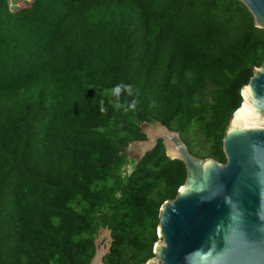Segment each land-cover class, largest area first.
I'll return each mask as SVG.
<instances>
[{"label":"trees","instance_id":"1","mask_svg":"<svg viewBox=\"0 0 264 264\" xmlns=\"http://www.w3.org/2000/svg\"><path fill=\"white\" fill-rule=\"evenodd\" d=\"M263 60L240 0H0V264H90L102 228L104 263L152 258L185 166L158 140L127 171L128 145L160 123L225 163Z\"/></svg>","mask_w":264,"mask_h":264},{"label":"water","instance_id":"2","mask_svg":"<svg viewBox=\"0 0 264 264\" xmlns=\"http://www.w3.org/2000/svg\"><path fill=\"white\" fill-rule=\"evenodd\" d=\"M240 1L264 29V0ZM240 95L222 139L225 163L192 155L179 132L160 123L135 141L144 155L161 140L186 171L176 196L159 209L154 256L142 264H264V60ZM94 242L90 264H106L110 243Z\"/></svg>","mask_w":264,"mask_h":264},{"label":"rangeland","instance_id":"3","mask_svg":"<svg viewBox=\"0 0 264 264\" xmlns=\"http://www.w3.org/2000/svg\"><path fill=\"white\" fill-rule=\"evenodd\" d=\"M12 3V2H11ZM157 124L156 123H143L141 124V130L142 131H149L152 129H156ZM142 155V149L141 144L137 142H132L127 147V157H128V163L126 165V170L130 171L132 168V162L133 160H137ZM107 230L100 229L95 240L97 241V247L100 245L107 246L110 243V238L107 236Z\"/></svg>","mask_w":264,"mask_h":264},{"label":"clouds","instance_id":"4","mask_svg":"<svg viewBox=\"0 0 264 264\" xmlns=\"http://www.w3.org/2000/svg\"><path fill=\"white\" fill-rule=\"evenodd\" d=\"M127 93L128 95H132L133 94V87L131 85H127V84H119V85H116L115 87H113L111 89V93L112 95L116 98L117 100V106H119V100H120V97L123 93ZM131 107H135V103H133L131 105ZM127 111V109H125ZM100 111L103 113L106 111V109L104 108L103 106V103H101V106H100Z\"/></svg>","mask_w":264,"mask_h":264},{"label":"bare ground","instance_id":"5","mask_svg":"<svg viewBox=\"0 0 264 264\" xmlns=\"http://www.w3.org/2000/svg\"><path fill=\"white\" fill-rule=\"evenodd\" d=\"M152 133V132H151Z\"/></svg>","mask_w":264,"mask_h":264}]
</instances>
